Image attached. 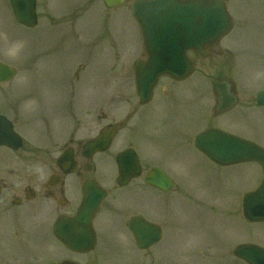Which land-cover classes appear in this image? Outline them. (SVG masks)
Returning <instances> with one entry per match:
<instances>
[{
    "label": "rangeland",
    "instance_id": "374dc122",
    "mask_svg": "<svg viewBox=\"0 0 264 264\" xmlns=\"http://www.w3.org/2000/svg\"><path fill=\"white\" fill-rule=\"evenodd\" d=\"M229 2L235 27L220 43L227 52L199 60L183 81L161 78L153 100L140 105L128 70L142 51L131 2L107 9L103 0H38L39 25L27 28L15 21L9 0H0V62L17 68L14 79L0 82V112L26 140L20 154L64 142L76 127V140L84 141L105 122L132 113L112 147L93 158L92 175L110 189L96 220L100 243L113 244L106 264L142 261L144 251L134 248L126 226L138 213L163 227L161 242L145 251L152 254L151 264H247L233 255L234 248L264 246V222H249L242 211L244 195L262 181L261 167L219 165L193 143L197 133L217 127L264 147V106L256 103L264 89V0ZM15 41L23 48L11 56L7 50ZM224 75L233 79L240 103L215 117L212 85ZM127 147L138 151L144 171L117 187L115 158ZM5 155L0 149V171ZM153 166L174 178L172 191L146 185ZM67 195L77 210L79 185L68 187Z\"/></svg>",
    "mask_w": 264,
    "mask_h": 264
},
{
    "label": "water",
    "instance_id": "95a60500",
    "mask_svg": "<svg viewBox=\"0 0 264 264\" xmlns=\"http://www.w3.org/2000/svg\"><path fill=\"white\" fill-rule=\"evenodd\" d=\"M108 7H116L126 0H104ZM15 18L27 27L37 24L36 0H10ZM132 15L138 21L144 36L147 60H138L133 70L137 93L141 103L153 96L154 86L162 75L184 79L194 70V61L187 57V50H194L200 58L206 57L205 49L216 44L228 34L234 21L224 0H134ZM16 74L14 67L0 64V81H8ZM218 93L215 114L234 107L239 98L232 91L228 78L216 82ZM257 102L264 105V90L257 95ZM117 127L109 129L85 145L87 157L95 152L105 151L110 146ZM17 147L19 137L12 124L0 115V145ZM195 146L216 163L227 166L255 161L263 169L264 148L257 143L229 133L222 129L210 128L195 138ZM67 172L72 171L75 162L69 158ZM119 167L118 184L124 186L142 173V166L133 149H127L117 156ZM145 182L162 190L170 191L175 182L162 169L154 167L145 177ZM107 191L95 180H89L83 188V201L75 219H64L60 226L72 228L65 234L67 243L94 245L96 241L93 218L106 197ZM243 213L251 222H264V177L259 187L247 193L243 199ZM58 225V226H59ZM136 244L147 248L160 241L162 228L147 221L143 216H133L129 220ZM234 254L249 264H264V248L255 244L238 245Z\"/></svg>",
    "mask_w": 264,
    "mask_h": 264
},
{
    "label": "flooded vegetation",
    "instance_id": "af4514ba",
    "mask_svg": "<svg viewBox=\"0 0 264 264\" xmlns=\"http://www.w3.org/2000/svg\"><path fill=\"white\" fill-rule=\"evenodd\" d=\"M225 51L216 46L211 55H223ZM189 54L195 56L192 51ZM131 116L128 114V118ZM13 123L16 125L14 120ZM110 126H102L99 131ZM89 127H94L91 121ZM76 128L68 140L29 148L24 155L19 151L25 147L26 140L18 130L23 145L18 149L1 147L7 155L0 171V264H106L113 244H106L110 248L101 244L99 231L97 243L92 249H86L82 244H67L62 235L68 228L55 227L60 218L76 214L67 195L68 187L79 185L81 192L83 182L92 177L94 169L93 157L87 159L82 153L85 142L92 137L84 142L76 140ZM65 152L77 162V168L71 173L63 169L64 161L63 166L59 164ZM150 248L142 250V261L136 264L153 263L152 254L145 253ZM204 251L199 250L202 254Z\"/></svg>",
    "mask_w": 264,
    "mask_h": 264
},
{
    "label": "clouds",
    "instance_id": "9594fccd",
    "mask_svg": "<svg viewBox=\"0 0 264 264\" xmlns=\"http://www.w3.org/2000/svg\"><path fill=\"white\" fill-rule=\"evenodd\" d=\"M23 48V42L15 41L8 47V54L11 56H16L20 50Z\"/></svg>",
    "mask_w": 264,
    "mask_h": 264
}]
</instances>
